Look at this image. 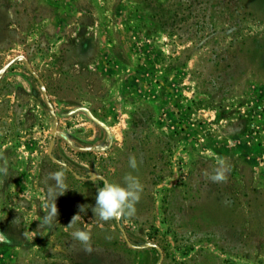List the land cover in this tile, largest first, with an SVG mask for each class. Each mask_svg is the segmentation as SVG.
Here are the masks:
<instances>
[{"label": "rangeland", "instance_id": "rangeland-1", "mask_svg": "<svg viewBox=\"0 0 264 264\" xmlns=\"http://www.w3.org/2000/svg\"><path fill=\"white\" fill-rule=\"evenodd\" d=\"M5 65L0 264H264V0H0Z\"/></svg>", "mask_w": 264, "mask_h": 264}, {"label": "water", "instance_id": "water-1", "mask_svg": "<svg viewBox=\"0 0 264 264\" xmlns=\"http://www.w3.org/2000/svg\"><path fill=\"white\" fill-rule=\"evenodd\" d=\"M8 65V64H7ZM7 65H5L2 69H1V71H0V75L4 72V70L6 69V67H7ZM37 77V76H36ZM39 83L41 84V82L39 81ZM41 86H42V84H41ZM42 89H43V94H44V99H45V101H46V103H47V106H48V108H49V110H50V112L52 113V115H53V117H54V119H55V115L53 114V112H52V108H51V105L49 104V102H48V100H47V97H46V94H45V91H44V88H43V86H42ZM55 121V120H54ZM55 122H54V127H53V131H52V135L54 136L55 135V132H56V130H55ZM52 143H53V141H51V145H52ZM125 237V236H124Z\"/></svg>", "mask_w": 264, "mask_h": 264}]
</instances>
